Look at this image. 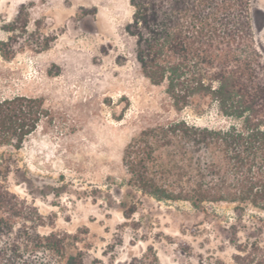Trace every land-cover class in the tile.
Masks as SVG:
<instances>
[{
	"label": "rangeland",
	"instance_id": "374dc122",
	"mask_svg": "<svg viewBox=\"0 0 264 264\" xmlns=\"http://www.w3.org/2000/svg\"><path fill=\"white\" fill-rule=\"evenodd\" d=\"M252 6L253 35L264 49V0ZM132 12L130 0H0V42L8 41L11 56L0 55V99L38 98L45 110L18 151L0 150L14 160L6 185L40 234L75 236L85 264L143 256L158 264H229L230 207L203 214L121 186L122 151L142 128L177 115L215 121L214 111L177 114L164 89L136 70L122 36ZM245 220L261 230L264 248V214Z\"/></svg>",
	"mask_w": 264,
	"mask_h": 264
},
{
	"label": "trees",
	"instance_id": "16d2710c",
	"mask_svg": "<svg viewBox=\"0 0 264 264\" xmlns=\"http://www.w3.org/2000/svg\"><path fill=\"white\" fill-rule=\"evenodd\" d=\"M252 2L130 0L133 12L122 29L134 67L164 89L177 114L214 111L215 121L177 115L142 128L122 151L121 186L203 214L230 207L229 264H264L261 230L245 220L249 212L264 214V49L253 35ZM7 44L0 42L4 59L11 57ZM44 111L38 98L0 99V150L18 151ZM12 156L0 157V264H85L75 236L43 235L27 220L31 213L6 185ZM117 264L158 262L143 256Z\"/></svg>",
	"mask_w": 264,
	"mask_h": 264
}]
</instances>
